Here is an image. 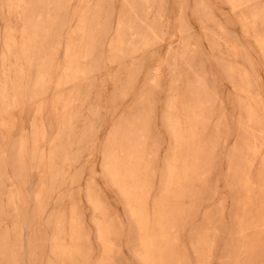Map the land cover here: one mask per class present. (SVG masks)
<instances>
[{"label":"rangeland","instance_id":"obj_1","mask_svg":"<svg viewBox=\"0 0 264 264\" xmlns=\"http://www.w3.org/2000/svg\"><path fill=\"white\" fill-rule=\"evenodd\" d=\"M0 264H264V0H0Z\"/></svg>","mask_w":264,"mask_h":264},{"label":"bare ground","instance_id":"obj_2","mask_svg":"<svg viewBox=\"0 0 264 264\" xmlns=\"http://www.w3.org/2000/svg\"><path fill=\"white\" fill-rule=\"evenodd\" d=\"M170 253V252H169Z\"/></svg>","mask_w":264,"mask_h":264}]
</instances>
